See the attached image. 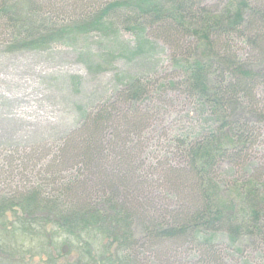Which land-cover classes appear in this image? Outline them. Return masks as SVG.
<instances>
[{"label": "trees", "instance_id": "obj_1", "mask_svg": "<svg viewBox=\"0 0 264 264\" xmlns=\"http://www.w3.org/2000/svg\"><path fill=\"white\" fill-rule=\"evenodd\" d=\"M36 1L0 0V23L10 35L11 51L73 40L93 30L108 29L111 35L126 31L140 39L154 28L157 37L172 40L178 49V84L201 120L191 137L175 138L187 161L186 170L174 176L186 191L185 205L159 218L149 214L150 206L143 211L134 199L137 185L131 186L128 177L132 171L112 177L100 171L114 170L109 154L113 163L119 158L115 142L105 135L113 119L111 105L85 113L74 131L59 140L60 148L43 169V155L36 153L40 157L30 161L22 153L18 164L2 170L45 173L13 194L0 195V231L37 236L51 226L69 232L76 243L63 242L59 255H39L13 251L1 241L0 254L7 253L15 264H145L146 252H163L174 245L196 252L197 263L227 264V259L242 254L238 243L245 238L252 251L264 253V180H259L264 170L248 160L258 128L236 116V108L246 107L256 124L264 125V0H226L219 10H211L204 0H104L91 5L93 10L83 12L79 21L68 20L65 28L42 18L45 9L38 1L36 8ZM147 93V84L134 80L121 95L132 102ZM213 123L219 124L213 129ZM224 160L235 167L244 165L242 174L225 172L241 184L229 187L230 181L221 178L218 165ZM66 170L74 172L63 174ZM86 173H94L93 180L84 179ZM140 210L146 215V240L139 246L131 223ZM9 213L12 219L2 221ZM100 240L101 251H87ZM112 245L116 247L110 254Z\"/></svg>", "mask_w": 264, "mask_h": 264}, {"label": "rangeland", "instance_id": "obj_2", "mask_svg": "<svg viewBox=\"0 0 264 264\" xmlns=\"http://www.w3.org/2000/svg\"><path fill=\"white\" fill-rule=\"evenodd\" d=\"M37 1L45 9L41 12L42 18L56 22V28H65L70 25L68 20L79 21L83 12L93 10L91 5L104 0ZM37 1L36 8L39 6ZM204 2L211 10H219L226 0ZM2 25L0 23V195L13 194L23 183L31 184L45 173V170L3 168L11 169L18 164L22 153L30 161L40 157L37 153L43 155L39 164L43 169L48 158L60 148L59 140L74 131L82 116L107 104L111 105L113 119L108 122L110 128L105 135L115 142L114 154H119V158L113 163V154H109L114 170H100L102 174L112 177L132 171L128 177L132 179L131 186L137 185L134 199L139 201L143 211L146 205L150 206L149 214L155 218L185 205L182 197L186 191L178 187L174 176L178 170H186L187 161L175 138L180 135L191 137L200 127L201 117L194 110L191 97L178 84L181 72L177 67L179 62L175 60L178 49L172 40L166 42L157 37L154 28L147 30L140 39L126 31L111 35V31L105 29L77 34L73 40H55L35 48L11 51L10 35ZM185 40L187 45L191 43L187 37ZM134 80L147 84V96L138 101H126L122 99V91ZM236 109V116H242L258 128L255 142L248 151V160L264 170V125L256 124L246 107ZM217 125L211 126L214 129ZM243 166L235 167L224 160L219 163L218 170L225 183L230 181L229 187H233L241 181H234L225 172L239 170L242 174V170H246ZM69 172L74 171L66 170L63 174ZM93 174L86 173L84 179L93 180ZM108 195H105L106 199ZM143 211L137 212L131 223L132 234L139 246L146 240ZM5 219H12L10 213L2 221ZM101 240L87 251L95 254L101 251ZM248 240L245 238L238 243L242 254L227 259V264H264V253L252 251ZM1 241L8 243V249L13 251L39 255L49 252L59 255L64 243H76L69 232L51 226L45 232L38 231L37 236L1 230ZM42 242L44 245L38 247ZM169 246L165 248L169 250L163 252H146L145 264L202 263H197L196 252ZM115 247L110 246V254ZM73 248L72 253H76ZM0 264H15V260L9 261L7 253L1 251Z\"/></svg>", "mask_w": 264, "mask_h": 264}]
</instances>
